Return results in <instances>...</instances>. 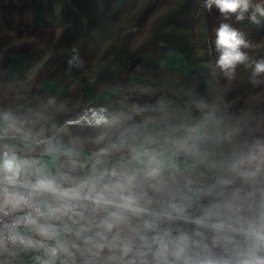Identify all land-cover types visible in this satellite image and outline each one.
Returning a JSON list of instances; mask_svg holds the SVG:
<instances>
[{
    "label": "crops",
    "instance_id": "obj_1",
    "mask_svg": "<svg viewBox=\"0 0 264 264\" xmlns=\"http://www.w3.org/2000/svg\"><path fill=\"white\" fill-rule=\"evenodd\" d=\"M203 3L0 0V137L5 130L9 136L0 138V154L16 149L25 176L70 187L93 174L102 148L117 144L118 150L99 157L94 174L103 176L102 183L120 182L127 192L152 196L155 181L146 174L159 168L175 200L156 197L151 207L182 205L184 218L165 227L198 242L189 249L194 259L264 254V247L245 235L230 231L215 240L193 222L206 217L209 223L224 220L246 228L262 212L259 197L233 201L231 194L237 187L247 190L233 167L248 152L257 160L243 167L264 168V74L253 83L252 68L240 64L227 78L216 65L214 41L220 23H228L244 35L249 46L241 50L249 61L264 59V16L250 8L242 21L234 15L225 20ZM252 3L264 6V0ZM93 106L108 109V125L66 124ZM152 155L158 163H149ZM259 179L264 183V175ZM226 180L234 183L225 185ZM37 196L46 225L59 230L57 239H71L65 230L71 221L49 214L51 196ZM84 212L91 221L116 213L121 225L130 218L122 208L90 203ZM20 233L40 239L36 225ZM43 259L41 247L11 245L0 254V264Z\"/></svg>",
    "mask_w": 264,
    "mask_h": 264
},
{
    "label": "clouds",
    "instance_id": "obj_2",
    "mask_svg": "<svg viewBox=\"0 0 264 264\" xmlns=\"http://www.w3.org/2000/svg\"><path fill=\"white\" fill-rule=\"evenodd\" d=\"M203 6L208 11L215 7L225 20L234 15L237 21H242L250 8H254V13L264 16V6L253 5L252 0H204ZM251 19L256 21V15L253 14ZM215 36V49L219 53L217 67L229 79L233 78L237 65L251 67L252 82L256 83L255 78L264 74V59L249 61V57L241 50L249 46L244 35L230 24L222 22L216 29ZM106 111L103 107L91 109L90 114L82 119L90 126L102 127L110 123ZM118 147L117 144H111L102 148L92 165L93 174L79 179L70 187L59 185L55 179L40 177L35 182L24 185L29 190L27 196L9 191L8 188L0 189L4 200L3 205H0V214L7 216L21 207L31 208L32 196L47 194L55 201L53 205H49V214L66 217L71 225H75H65L71 239H57L59 230L56 226L40 225L39 234L45 240L55 241L51 245L23 236L13 239H18L25 248H43L47 259L41 260V264H57V261L59 264H264V254L248 252L238 253L235 259L216 255L194 259L189 249L198 242L193 241L186 233L174 236L172 230L165 227L166 224L184 218L182 205L171 202L164 208L151 207L157 202L156 197L175 200L168 182L159 178V168L150 167L146 174L148 179L155 181L150 185L154 194L152 196L127 192L120 182L102 183L103 176L94 174L97 165L102 162L99 157L110 155ZM256 160V153L250 151L233 167L247 190L243 186L237 187L231 195L233 201L241 199L242 195L250 199L259 197L262 212L257 220L247 224L244 235L258 246L264 247V183L259 179L264 175V168L258 166L249 170L243 167ZM149 163H158L157 156L152 155ZM22 171V161L14 152L0 154V184L9 187L20 185ZM110 174L116 176L117 172L113 170ZM134 179L130 178L129 182ZM223 183L231 185L234 182L226 180ZM89 203L97 209L109 206L122 208L130 218L123 225L116 213H109L98 221L86 220L84 210ZM227 206L231 207V202ZM35 211L39 215L43 214L39 208ZM24 220L30 224L36 222L31 214ZM193 222L214 233L215 240L226 239V234L232 230L231 225L224 220L209 223L206 217H200ZM16 223L14 222L13 227Z\"/></svg>",
    "mask_w": 264,
    "mask_h": 264
},
{
    "label": "built area",
    "instance_id": "obj_3",
    "mask_svg": "<svg viewBox=\"0 0 264 264\" xmlns=\"http://www.w3.org/2000/svg\"><path fill=\"white\" fill-rule=\"evenodd\" d=\"M96 108H101V107H99V106L90 107V108L84 110V112L81 115H79L78 117H76L74 119H71L66 124L90 126L82 119V117H84L86 114H90L91 109H96ZM103 108H105V107H103ZM105 109L107 110L106 115H108L109 120H110L111 115H110L108 109L107 108H105ZM0 138H2V139L9 138L6 130L3 131V134ZM6 151L7 152H14L19 157V152L16 149L6 147L2 151V154ZM35 180L36 179L25 176L22 173V175H21V182L22 183L20 185L15 186V187H9L6 184H0V189L8 188L9 191L18 192L20 194L27 196L29 190L24 185L31 183V182H35ZM3 203H4L3 193L0 192V205H3ZM31 203H32L31 208L21 207L19 209L11 211L9 213V215H7V216L0 214V254L1 255H4L11 245H20V246L24 247L22 244L19 243L18 239H13V237L23 236L26 239L30 238L33 241H36L38 243L43 242L46 245H49L52 242V240H45L44 237H42L41 235H40V239L34 240L30 236L20 233V229L24 226L36 225L39 229L40 225H46V223H45L46 210L41 205V201L37 195L31 197ZM36 208L41 209L43 214L42 215L37 214V212L35 211ZM29 214H31V216L35 219V221H36L35 223L30 224V223L25 222L24 218ZM14 222H17V223L13 227ZM231 228H232L231 231L238 233L240 236L244 235V229L245 228H239V227H234V226H231ZM27 249H29V248H27Z\"/></svg>",
    "mask_w": 264,
    "mask_h": 264
}]
</instances>
